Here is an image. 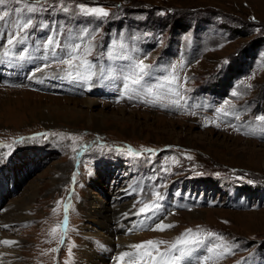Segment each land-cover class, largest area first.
<instances>
[{
	"label": "rangeland",
	"instance_id": "rangeland-1",
	"mask_svg": "<svg viewBox=\"0 0 264 264\" xmlns=\"http://www.w3.org/2000/svg\"><path fill=\"white\" fill-rule=\"evenodd\" d=\"M4 11L0 220L26 210L0 224L9 264H107L108 250L149 240L167 253L187 229L204 243L175 264H264V0H3ZM76 44L73 63H89L69 70L57 60ZM122 205L138 224L110 234L103 215Z\"/></svg>",
	"mask_w": 264,
	"mask_h": 264
},
{
	"label": "snow or ice",
	"instance_id": "snow-or-ice-1",
	"mask_svg": "<svg viewBox=\"0 0 264 264\" xmlns=\"http://www.w3.org/2000/svg\"><path fill=\"white\" fill-rule=\"evenodd\" d=\"M0 3H3V0H0ZM81 9H84L83 5H80ZM87 12L93 13V14H99L100 16H107L109 15V13L107 11H105L103 8H90V9H84ZM9 15V13L7 11H4L2 14H0V21H3L5 19V17H7ZM31 24V21H27L26 23H24L21 28L22 29H27ZM13 39H9L8 40V44H13ZM80 48L79 44H76L73 46L72 51L68 53V57L67 59H58L57 63L59 64H64L67 65V68L69 70H73L76 68L81 67L82 65H88V61L87 60H82L81 64H74L73 61H75L78 57L76 55H73V53L77 52ZM90 51V50H88ZM48 65H44V67H47ZM148 66L144 64L143 60H141L138 65H137V69H138V75L136 76L135 79H133L131 76L129 77V79L132 81L133 84H140L143 76L146 74L145 69ZM40 69H37V71H39ZM69 75L72 74L71 71L68 72ZM173 80H175V77H173ZM149 91H151V89H149ZM235 95V93H234ZM226 114V113H225ZM257 119L264 121V116H259L257 117ZM46 135V134H45ZM75 139V138H74ZM18 143H23V138L18 141ZM127 151L129 152V154H131L132 156H140L142 155L141 152H137L132 150L130 147L127 149ZM144 151H148V152H152V149H145ZM155 196L157 198V201L162 199V196L159 192L155 193ZM161 206L159 203H156L155 201L152 202L151 204L145 203L144 207L140 208L139 210V214H145L147 215L149 212L155 211L157 209H159ZM65 211H67V209H65ZM4 227H8L7 225H5ZM173 227V225L171 224H164L162 221L158 222L155 225V229L154 230H160V231H164L166 229H169ZM56 229H53V232H55ZM208 236H214V233H207ZM221 240H223V237H220ZM2 243L6 244V245H12L15 244L17 242L15 241H8V240H4L2 241ZM167 243L165 241H145L142 242L140 244H135V245H131L130 247L136 249V250H140V249H147L144 252H138V253H130V252H123L121 253L119 260L121 261V264H123L124 262V258L128 257V264H138L137 259L135 258L137 255L140 258V261L142 262L144 257H148L150 259L151 264H158V262L156 261V256L154 255V253H158L159 256L161 257V259H163V257L165 255L169 256V260L165 262V264H175L176 261L181 260L183 257L185 256H189L191 255V252L193 249H195L197 246H199L200 244L204 243V240L201 239V232L200 231H193L192 229H187L183 234H181V236L177 237L175 239L174 242H172L169 245V250L167 253H161L159 252V247L161 244ZM221 245H216L215 248H213L211 251L213 253H215L216 255H218L219 257H224L226 256L231 249L225 247V251L224 252H219L216 253V248H220ZM204 261V264H207V261L210 259L209 256H204L201 258Z\"/></svg>",
	"mask_w": 264,
	"mask_h": 264
},
{
	"label": "bare ground",
	"instance_id": "bare-ground-1",
	"mask_svg": "<svg viewBox=\"0 0 264 264\" xmlns=\"http://www.w3.org/2000/svg\"><path fill=\"white\" fill-rule=\"evenodd\" d=\"M128 205V204H127ZM127 205H122L119 206L118 208H116L114 210V212L110 215H103L104 220H108L110 224L106 225V223H104V225H106L107 228H105L110 234L113 235H118L119 233H122V235L126 236L128 234H130L129 232H131L133 230V228L135 227V225L138 224V219H134L133 218V214L130 211V207ZM21 209V208H20ZM26 213V210L21 211L20 217H18L16 220H12L10 217L8 218H4L3 220H0V224H6V223H10L13 221H22L25 217L24 214ZM112 224V225H111ZM103 225V224H102ZM120 236V235H119ZM118 236V237H119ZM124 238V237H123ZM128 238V237H127ZM138 238V237H137ZM173 239V238H172ZM120 240V238H119ZM128 240H130V238H128ZM123 241V240H122ZM125 241V240H124ZM86 242V241H85ZM88 243V242H87ZM115 243V242H114ZM116 245V244H115ZM108 246V245H107ZM8 247V246H7ZM89 248V246H87ZM86 248V247H85ZM110 248V247H109ZM122 249V248H120ZM94 250V249H93ZM96 250V249H95ZM85 251V250H84ZM106 251V250H105ZM87 252V250H86ZM123 252H131V250H121L118 251L117 253H114L111 250H108L104 256H102L103 260L107 262V264H121V261L119 260V257L121 255V253ZM96 253V252H95ZM91 254V253H89ZM93 255V253H92ZM89 256V255H87ZM92 257V256H91ZM12 258V259H11ZM99 258V257H98ZM17 259V252H14L11 248H4V249H0V264H9V262H11L12 260H16ZM90 259V257H89ZM102 260V261H103ZM127 260V259H126ZM92 261V260H91ZM99 263V261H98ZM104 263V262H102ZM127 263V262H126ZM12 264H17V263H12ZM89 264H92L91 262ZM128 264V263H127Z\"/></svg>",
	"mask_w": 264,
	"mask_h": 264
}]
</instances>
